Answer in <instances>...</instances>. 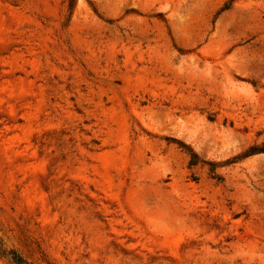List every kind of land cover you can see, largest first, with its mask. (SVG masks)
Here are the masks:
<instances>
[{
	"label": "rangeland",
	"instance_id": "374dc122",
	"mask_svg": "<svg viewBox=\"0 0 264 264\" xmlns=\"http://www.w3.org/2000/svg\"><path fill=\"white\" fill-rule=\"evenodd\" d=\"M12 253L264 264V0H0Z\"/></svg>",
	"mask_w": 264,
	"mask_h": 264
},
{
	"label": "trees",
	"instance_id": "16d2710c",
	"mask_svg": "<svg viewBox=\"0 0 264 264\" xmlns=\"http://www.w3.org/2000/svg\"><path fill=\"white\" fill-rule=\"evenodd\" d=\"M191 155H192V160H191V164H195V157H197V154L195 151H193L192 148H189ZM12 259L14 261L15 264H28L23 257L20 254L17 253H12Z\"/></svg>",
	"mask_w": 264,
	"mask_h": 264
}]
</instances>
